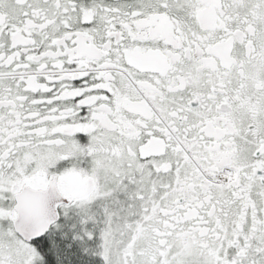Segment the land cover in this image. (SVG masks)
<instances>
[{
    "label": "snow or ice",
    "instance_id": "6c2138e0",
    "mask_svg": "<svg viewBox=\"0 0 264 264\" xmlns=\"http://www.w3.org/2000/svg\"><path fill=\"white\" fill-rule=\"evenodd\" d=\"M0 264H264V0H0Z\"/></svg>",
    "mask_w": 264,
    "mask_h": 264
}]
</instances>
